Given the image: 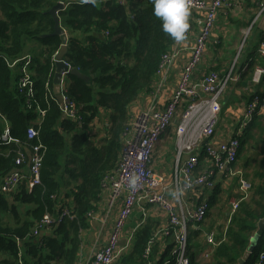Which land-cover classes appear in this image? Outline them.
Segmentation results:
<instances>
[{
	"label": "trees",
	"instance_id": "16d2710c",
	"mask_svg": "<svg viewBox=\"0 0 264 264\" xmlns=\"http://www.w3.org/2000/svg\"><path fill=\"white\" fill-rule=\"evenodd\" d=\"M60 2L65 5L59 13L61 26L71 36L64 60L91 77L89 82L75 75L67 77V95L76 104L81 121L66 118L54 94V58L61 49V38L43 37L54 32L49 12ZM153 7L152 0H0V117L7 119L11 136L18 142H0V179L17 171L24 173L30 160L23 158L21 165L16 160L25 149L30 152V147L41 144L43 156L40 184L30 191L20 186L11 195L0 190V264H76L81 233L101 198L106 177L118 167L129 109L152 89L164 57L175 44L163 32ZM27 42L45 48L42 59L35 58L31 66L35 81L32 106L19 92L21 74L11 67L25 56ZM103 111L109 118L108 130L98 148L89 133ZM254 117L248 130L259 129L260 135L244 163L251 172L246 175L248 199L230 217L226 230L215 237L217 245L205 264H240L248 251L252 254L246 264H254L264 248V229L260 231L264 220V123L256 124ZM30 127L38 132L32 142L27 135ZM251 137L240 140L237 158ZM219 192L216 188L215 196ZM28 206L31 209H24ZM64 207L72 211L74 219L65 218L48 231H35L46 214L57 218ZM155 231L153 221L146 220L135 230L129 251L114 264H173L172 230L164 238L165 248L154 245L149 259L144 257ZM188 257L189 264H203L192 250Z\"/></svg>",
	"mask_w": 264,
	"mask_h": 264
},
{
	"label": "built area",
	"instance_id": "2783aa9c",
	"mask_svg": "<svg viewBox=\"0 0 264 264\" xmlns=\"http://www.w3.org/2000/svg\"><path fill=\"white\" fill-rule=\"evenodd\" d=\"M86 1L92 2L93 0ZM260 1L263 2L260 7L264 9V1ZM233 2L234 0H213L211 3L206 0H190L191 13L199 11L205 14L201 30L190 57L182 66L177 88L167 98L164 107L160 108L159 104V106H151L141 111L128 125L123 138L118 167L108 174L105 182V185L109 186L108 208L114 209L119 202L123 203V207L107 245L95 251L89 264L116 263L124 253L129 251L135 230L145 223V218L151 208L164 212L168 219V228L162 232L155 231L148 243L144 257L149 259L154 245L160 244L165 248L167 244H165L164 238L172 230L174 232L172 262L173 264H189V231L192 228L197 229L205 221L210 205L208 201H202L196 209H186L184 195L201 187H207L213 191L216 187L214 183L215 171L239 179L240 197L229 201L230 216L235 214L242 202L248 199L250 185L246 180L245 172L243 169L235 168L240 151L239 138L254 115L264 111V97L255 92L247 102L238 135L216 143L214 139L220 122V98L227 89L230 77H222L216 71L206 73L202 78L196 77L207 44L215 29L218 14L222 8H229ZM188 35L189 31L186 33V37ZM178 44L175 42L171 52L164 57L157 76L166 74L173 61L179 56ZM258 55L264 59V41L258 47ZM18 63H21L19 92L26 97L29 106H32L35 96V81L31 71L32 58L25 55L15 60L11 66ZM65 64L71 67L66 61ZM67 77L68 73L64 72L60 83L64 102L63 113L70 120L81 121L76 104L67 95ZM263 77L264 65L258 66L253 76L254 84H260ZM46 87L49 88V84ZM39 111L42 116L45 115V110L39 108ZM4 120L6 119L4 118ZM177 121L178 155L175 177L168 195L169 187L165 186L162 178L155 174L152 164L159 141ZM27 135L28 141L32 142L38 136V132L34 127H30ZM0 142L18 143L11 136L9 126L0 132ZM30 150V179L33 186L40 184L43 160L42 145L30 147ZM24 156V152H20L16 160L17 165L22 164ZM183 156H185V160L182 159ZM203 156H205L208 165L199 170ZM24 178V173L14 172L4 178L2 191L9 195L15 193ZM171 193L177 202L172 199ZM136 207H140L143 220L130 233L128 241L121 245V240L126 234L125 227L128 219ZM65 218L74 219V215L68 207H64L57 218L46 214L37 224L35 231L37 233L48 231ZM207 241L210 247L204 253L206 260L210 258L212 249L217 245L214 234H210ZM263 262L264 248L254 264H263ZM165 264H171V262L166 261Z\"/></svg>",
	"mask_w": 264,
	"mask_h": 264
},
{
	"label": "crops",
	"instance_id": "0c3cea01",
	"mask_svg": "<svg viewBox=\"0 0 264 264\" xmlns=\"http://www.w3.org/2000/svg\"><path fill=\"white\" fill-rule=\"evenodd\" d=\"M206 1L211 3L213 0ZM262 3H258L256 0H234L229 8L220 10L215 29L207 44L203 61L196 75L197 78H202L205 74L203 72L214 70L223 77H230L227 89L220 98V122L214 139L216 143L229 140L238 135L247 102L255 92L264 97V77L260 84H254L253 82L256 68L264 65V59H261L258 55V47L264 41V9L260 7ZM204 15V13L199 11L191 13L189 35L178 44L179 56L173 61L171 68L166 74L155 78L152 89L142 93L130 107L129 124L141 111L151 106L159 104L160 108L164 107L167 98L177 88L182 66L191 55L192 48L201 30ZM242 47H244L243 52H241ZM43 53H45V48L39 43L27 42L25 55L31 56L32 66L35 58L42 59ZM11 67L15 74L18 76L21 74V63ZM18 79L20 80V77ZM67 81H69L68 78L66 79ZM40 118L42 116L39 117V122ZM254 118L256 124H263L264 111L258 112ZM108 119L107 113L103 111L101 116L92 123L93 129L89 135H92V144L98 148L101 147V141L106 138ZM177 125L178 121L172 125L159 141L152 164L155 174L159 175L165 186L169 187L168 195L171 192V184L174 181L177 163ZM6 126L10 127L9 122L7 119L4 120V118L0 117V128L4 130ZM249 127L243 130V134L239 138L243 141L252 135L248 139L241 156L249 150V146L250 148L254 147L255 140L260 135V130L253 132L256 129L250 128L248 130ZM24 152V158L29 159L30 162L26 163L28 168L24 169L25 178L20 186H24L30 191L32 188L30 179L31 153L27 149ZM182 159L185 160V156ZM207 165L205 156H203V162L199 165V170ZM235 168L243 169L245 172L244 162L241 157L238 158ZM111 172L113 171L111 170ZM3 182L4 179H0V190H3ZM214 183L216 187L213 191H210L207 187H201L184 195L186 209H196L202 201H208L210 205L205 221L197 229L194 228L195 230H190L189 232V250H192L203 264L208 261L204 257L206 249L210 247L207 237L210 234H215L216 237L224 229L226 230L231 217L229 201L240 197V183L237 177L220 174L215 171ZM216 188L220 192L215 196ZM108 195L109 186L105 185L96 209L93 211L86 229L81 233V246L76 264H89L95 251L104 248L109 241L123 203L119 202L114 209L110 210L108 208ZM171 196L176 201L173 193H171ZM16 205L18 207L21 206L20 204ZM24 209H31V207H24ZM20 214L24 216L25 213L20 212ZM142 216L140 207H136L132 216L128 219L125 227L126 234L121 240V245L128 241L130 233L143 220ZM148 219L153 221L156 231L162 232L168 228V219L160 209L151 208L145 221Z\"/></svg>",
	"mask_w": 264,
	"mask_h": 264
},
{
	"label": "clouds",
	"instance_id": "9594fccd",
	"mask_svg": "<svg viewBox=\"0 0 264 264\" xmlns=\"http://www.w3.org/2000/svg\"><path fill=\"white\" fill-rule=\"evenodd\" d=\"M153 15L161 21L162 30L175 42L186 39L190 29V0H152Z\"/></svg>",
	"mask_w": 264,
	"mask_h": 264
},
{
	"label": "water",
	"instance_id": "95a60500",
	"mask_svg": "<svg viewBox=\"0 0 264 264\" xmlns=\"http://www.w3.org/2000/svg\"><path fill=\"white\" fill-rule=\"evenodd\" d=\"M65 9V5L63 3H58L56 4L51 11L49 12L55 22V27H54V32L50 35H44L43 37H49V36H59L61 38L62 41V45H61V49L60 51L57 53V55L54 58V62H55V68H56V72H55V85H54V94L56 96V99L61 107V109L64 110V102H63V97L61 95V79H62V74L64 72L68 73L69 75H75L87 82H89L91 80V77L86 76L82 73H80L77 69H74L72 67H69L65 64V54L67 52V44L68 41L71 39V36L69 34H67L65 32V30L63 29V27L61 26V18L59 16V13L61 11H63ZM264 229V220L260 223V231H262ZM259 235L255 236V238L253 239L252 242V248L255 247L257 241H258ZM251 251H248L245 256L239 261L240 264H246V262L248 261V259L251 257Z\"/></svg>",
	"mask_w": 264,
	"mask_h": 264
},
{
	"label": "rangeland",
	"instance_id": "374dc122",
	"mask_svg": "<svg viewBox=\"0 0 264 264\" xmlns=\"http://www.w3.org/2000/svg\"><path fill=\"white\" fill-rule=\"evenodd\" d=\"M30 43H34V42H30ZM244 45H245V42H244ZM26 47H27V45H26ZM25 50H26V48H25ZM244 51V47H242V49H241V52H243ZM259 131V129H256V130H254L253 132H258ZM252 132V133H253ZM253 143V142H252ZM251 143V144H252ZM98 144V143H97ZM248 149H249V151H247V152H245V154H243V156H241V159L243 160V162L245 163V161H246V154H247V156L250 154V146L248 147ZM247 149V150H248ZM155 156H156V154H155ZM245 173H246V175L248 174V173H251L250 172V170L248 169V168H245ZM246 175H245V177H246ZM249 179H251L250 177H249Z\"/></svg>",
	"mask_w": 264,
	"mask_h": 264
}]
</instances>
